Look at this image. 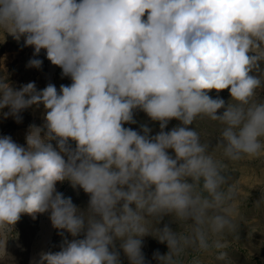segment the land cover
<instances>
[{
  "label": "clouds",
  "instance_id": "obj_1",
  "mask_svg": "<svg viewBox=\"0 0 264 264\" xmlns=\"http://www.w3.org/2000/svg\"><path fill=\"white\" fill-rule=\"evenodd\" d=\"M0 34L34 49L27 66L40 68L45 50L72 81L17 89L0 76V116L21 123L44 109L25 145L0 136V264H13L7 242L21 216L44 213L72 239L33 264H122L121 251L150 264L146 236L167 245L157 264H183L190 251L231 264L238 193L213 152L264 154V0H0ZM138 111L159 131L125 127ZM198 118L221 126L214 145L190 127ZM64 181L88 194L86 209L57 191ZM165 217L176 230L158 226Z\"/></svg>",
  "mask_w": 264,
  "mask_h": 264
},
{
  "label": "rangeland",
  "instance_id": "obj_2",
  "mask_svg": "<svg viewBox=\"0 0 264 264\" xmlns=\"http://www.w3.org/2000/svg\"><path fill=\"white\" fill-rule=\"evenodd\" d=\"M33 56L34 49L25 47L23 38L17 42L10 35L5 34L4 38L0 34V76L6 75L15 88L34 82L38 90L45 88L49 83L54 84L59 90L61 85L72 83L70 77L62 76V69L59 66L53 65L47 59L45 50H41L36 57L43 61L40 68L27 66ZM209 95L215 98L217 93L212 90ZM219 95L226 102L231 99L227 89L221 91ZM260 96L264 98V91ZM0 111L7 112L9 109L6 107ZM43 114L44 109L41 105L39 108L34 106L25 110L21 114L23 117L21 123H16L12 117L4 119L0 116V136H11L14 142L25 145L28 126L32 123L42 125ZM134 118L138 123L125 127L139 130L140 124L146 123L153 129V135L159 131L158 122L150 121L145 113L138 111ZM178 123L175 119L171 120L166 131ZM190 127L200 133L202 141H212L213 145L221 128L217 122L207 118H198ZM52 143L55 146V142ZM213 155L222 161L224 174L228 177L229 184L236 187L238 193L237 199L233 202L238 232L225 236V241L229 245L225 250L229 253L231 264H264V204L259 207L255 205L256 201L264 196V154L260 157H244L235 162L226 160L221 150H215ZM56 187L65 197H71L73 203L82 210L87 208L89 196L82 189L78 187L74 189L69 181L58 182ZM49 216L50 213L37 214L35 219L27 214L21 216L7 242V251L14 258L13 264H33L39 259L41 252H57L65 237L72 239L67 232L55 229ZM164 224H169L173 230L178 227L171 222L170 217H165L158 226L163 227ZM143 240L142 250L146 260L150 261V264H157L152 258L153 253L159 250L161 254H166L167 245L152 236H146ZM215 256L214 251L209 253L190 251L182 257V261L183 264H192L193 260L198 259L200 264H223L217 261ZM121 261L122 264H128L122 251Z\"/></svg>",
  "mask_w": 264,
  "mask_h": 264
}]
</instances>
